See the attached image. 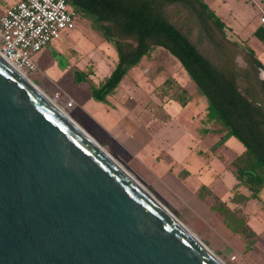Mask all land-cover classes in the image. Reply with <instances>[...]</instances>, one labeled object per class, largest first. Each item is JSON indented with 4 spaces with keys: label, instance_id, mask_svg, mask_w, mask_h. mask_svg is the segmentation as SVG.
<instances>
[{
    "label": "rangeland",
    "instance_id": "374dc122",
    "mask_svg": "<svg viewBox=\"0 0 264 264\" xmlns=\"http://www.w3.org/2000/svg\"><path fill=\"white\" fill-rule=\"evenodd\" d=\"M242 1L248 23L236 40L249 44L264 66V38L256 36L261 8L253 0ZM16 2L0 0V15ZM232 2H205L227 31L233 24L228 21ZM226 4L221 18L218 6ZM198 47L209 54L205 44ZM31 58L36 71L28 76L34 83L210 250L227 264H264L261 201H231L238 191L248 193L231 177L230 160L244 146L234 136L215 146L226 128L204 121L206 99L172 54L152 48L102 100L92 97V91L110 75L118 54L85 16L77 14L73 29L63 30ZM237 62L244 64L239 56ZM69 101L72 106L65 108ZM213 196L245 218L255 238L249 250L248 238L229 230L212 210ZM259 196L264 198V188Z\"/></svg>",
    "mask_w": 264,
    "mask_h": 264
},
{
    "label": "water",
    "instance_id": "95a60500",
    "mask_svg": "<svg viewBox=\"0 0 264 264\" xmlns=\"http://www.w3.org/2000/svg\"><path fill=\"white\" fill-rule=\"evenodd\" d=\"M0 264L220 263L0 55Z\"/></svg>",
    "mask_w": 264,
    "mask_h": 264
},
{
    "label": "trees",
    "instance_id": "16d2710c",
    "mask_svg": "<svg viewBox=\"0 0 264 264\" xmlns=\"http://www.w3.org/2000/svg\"><path fill=\"white\" fill-rule=\"evenodd\" d=\"M67 1L118 54L114 69L92 91V97L102 100L130 66L152 48H163L180 62L204 95V121L226 128L215 146L231 136L244 146L231 165L235 184L248 193L238 191L231 201L238 204L259 199L264 208V198L259 196L264 188V80L258 76L264 66L253 50L229 39L223 21L202 0ZM256 36L264 38V32L258 29ZM203 44L209 54L199 49ZM238 56L243 65L237 62ZM213 200L212 210L222 215L229 230L248 238L245 247L249 250L255 242L254 233L240 211L216 196Z\"/></svg>",
    "mask_w": 264,
    "mask_h": 264
},
{
    "label": "built area",
    "instance_id": "2783aa9c",
    "mask_svg": "<svg viewBox=\"0 0 264 264\" xmlns=\"http://www.w3.org/2000/svg\"><path fill=\"white\" fill-rule=\"evenodd\" d=\"M77 12L67 0H17L0 15V55L28 75L36 71L32 54L74 28ZM259 28L264 32V9ZM72 106L69 101L65 108ZM235 257V256H234Z\"/></svg>",
    "mask_w": 264,
    "mask_h": 264
},
{
    "label": "bare ground",
    "instance_id": "6f19581e",
    "mask_svg": "<svg viewBox=\"0 0 264 264\" xmlns=\"http://www.w3.org/2000/svg\"><path fill=\"white\" fill-rule=\"evenodd\" d=\"M13 68L19 73V75L26 80L28 83H30V85H32L33 87H35L36 89H38L40 91V93H42V95L44 96V98L55 108H57L58 110H60L67 118L70 122H72L74 124V126H76V128L78 129V131L83 134L84 136H86L95 146H97L101 151H103L109 158L110 160L117 166L118 169H120L133 183H135L137 185L138 188H140L145 194H147L150 198H152L154 201H156V203L171 217L173 218L193 239H195L199 244L203 245L204 247L206 246L199 238L196 237L195 234H193L187 227H185V225H183L176 217L175 215L165 206H163L158 200H156L148 191L147 189L137 180L134 178L133 175H131L116 159H114L111 155H109V153H107L100 145H98V143L90 136L88 135L81 127L80 125H78L62 108L61 106L56 103L48 94H46L42 89H40L35 83L34 81L28 76L27 73H25L24 71H22L21 69L13 66ZM206 248L208 249V251L212 254V256L220 263V264H227L224 260H222L216 253H214L212 250H210L207 246Z\"/></svg>",
    "mask_w": 264,
    "mask_h": 264
},
{
    "label": "crops",
    "instance_id": "0c3cea01",
    "mask_svg": "<svg viewBox=\"0 0 264 264\" xmlns=\"http://www.w3.org/2000/svg\"><path fill=\"white\" fill-rule=\"evenodd\" d=\"M204 1L206 2V0H204ZM220 1L222 3H226L227 0H220ZM232 1H234V0H232ZM253 3L256 6H258L259 8L264 9V0H253ZM246 4L247 3H245L242 0H235L234 3L233 2L231 3V5H233V7H232L231 11L228 12V17H229V20L228 21H233V24L230 25V27H229L230 30L229 31L226 30V35H227V37L229 39L236 40V38H238V36H240L242 34V31L247 27L246 26V23H248V21H246V18H245V15H244V5H246ZM227 6H229V4L228 5L226 4V5H219L218 6V9H219V13H220V17L221 18L222 17L224 18L223 12L226 10V9L224 10V8L227 7ZM222 10H223V12H222ZM228 32L230 33V35L228 34ZM236 41H238V40H236ZM243 43H244V45L249 46V44H247L246 42H243ZM227 140L223 144H225L227 142ZM235 149L237 150V148H235ZM243 150L244 149H242L241 151H239L234 157H236L238 154H240ZM232 160L233 159L230 160V163H231ZM231 177H232L233 182H237V180L235 179V177L233 178L232 173H231Z\"/></svg>",
    "mask_w": 264,
    "mask_h": 264
}]
</instances>
